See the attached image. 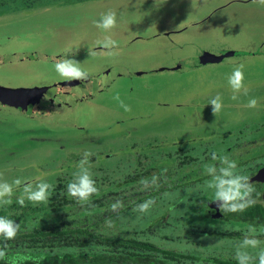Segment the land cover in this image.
Here are the masks:
<instances>
[{
  "label": "rangeland",
  "instance_id": "374dc122",
  "mask_svg": "<svg viewBox=\"0 0 264 264\" xmlns=\"http://www.w3.org/2000/svg\"><path fill=\"white\" fill-rule=\"evenodd\" d=\"M145 2L158 6L169 4L168 7L172 10L189 4L188 8L191 11L184 13L185 10L181 8L184 11L180 19L187 23L188 19L198 18V8L197 5L192 6L193 0H0V17L13 11L28 12L27 9H21L27 4L33 6L31 12L39 9L42 10L41 15L52 17H66L86 10L110 9L114 6L129 11L132 6H136L138 11L131 16L136 20L142 18L141 4ZM208 3H211L206 8L209 11V7H212L216 1L211 0ZM192 9L195 10L196 15ZM217 16L224 20V23L218 24L219 31L211 33L214 36L225 33L226 39L221 43L236 46L243 53L254 50L251 47L241 48L240 44L245 42L246 36H249L247 40H250V37L259 39L261 42L258 45L264 44V6L236 3L219 10L215 19ZM85 23L86 21L81 19L77 24L84 26ZM194 23L188 26L195 27L197 21ZM198 30L199 28L193 33L198 40L197 50H203L207 45L206 48L213 52L221 51V44L207 43ZM240 32L245 36L238 35ZM229 35L230 37H227ZM237 35L238 39L235 40L234 37ZM162 40L163 38L150 40V45H142L143 49L139 54H155L164 49L167 50L164 54L169 56L172 55L171 52H177L178 49H172L167 41L165 46L159 44ZM133 49L135 47L130 50ZM121 51L119 50V54ZM249 60V63L243 65L254 70L246 76L247 83L257 79L256 74L264 70V54ZM194 61L196 60L189 58L188 64ZM142 64V60L136 61L134 68ZM204 67L205 65L201 66ZM216 67L217 64H213L205 69L212 70ZM213 72L217 73L215 70ZM129 79L131 80H128V84L132 88L126 85L125 81L122 83L120 79H117L113 85V87L117 86L111 94H114V97L119 94L120 100L114 97L111 100L109 96H102V101L113 102L110 109L103 113L102 109L92 113L93 117L102 114V118H106L107 115L118 118L119 123H114L115 125L97 135L91 134L90 137L46 140L42 143L44 148L38 151V155L34 154L36 157L30 161V165L24 163L28 166L27 169L19 173H0V180L3 181L11 178L8 180L11 182L19 177L33 183L44 180L53 185L47 204L33 206L26 202V207H20L15 202L20 189L14 186L13 203L11 206L0 208V215L10 217L17 223L20 222V232L32 230L37 226L51 227L70 223L88 226L105 235L151 240L161 247L179 252L202 258L220 259H233L244 232L249 225H254L258 230L261 246L264 247V222L251 221L252 224L250 221H232L226 217H215L210 214L207 203L211 202L213 190L207 188L206 182L210 177L204 175L203 167L205 164L216 163L211 159L212 152L227 155L237 161V171L249 177L256 174L262 165L264 166V88L259 89L264 84L263 80L254 82L253 89L248 95L241 94L236 101L230 98L232 95L230 92L213 90L205 91L203 97L195 93L179 101L178 104L175 103L176 105L163 108L158 105L151 107L150 104L151 97L157 98L156 84L162 80V76L152 74L131 76ZM205 79L206 71H200L194 76L187 75L182 81L195 83L196 86H208L209 83L205 82ZM225 87L228 88L227 83ZM217 95L222 97L224 106L215 116L212 113V105L208 103ZM251 98L257 99L256 108L245 107ZM121 101L129 105L131 111H125L121 107ZM91 103L88 109L99 108L96 100ZM130 114H145L147 118L123 123ZM89 140L92 142L88 143ZM31 142L41 143L33 140L26 143V146ZM6 147L1 145L0 152L7 149ZM86 150L94 154L90 157L89 163L99 191L92 197L91 205L81 207L74 200L66 195L61 196L60 193L66 191L65 186L73 179V173L78 170L79 161ZM11 156L6 163H17L20 166L21 158L17 155ZM153 173L161 177L159 190L137 191L140 178L150 177ZM253 185L256 189L253 196L258 201L263 192L255 183ZM149 197L156 200L149 213L141 215L132 211L135 203ZM118 198L124 199L125 207L119 213H112L108 210L109 205ZM202 201L206 205L203 208L198 206ZM106 219H111L115 226L106 228ZM230 232H236L238 235L233 237L219 235L220 233L227 235ZM91 249L97 248L91 247ZM37 252L43 253L40 249H29L19 245L6 256L12 261L25 262L28 259L36 261L33 256ZM186 261L190 262L189 259ZM195 262L216 264L215 261L203 259H197Z\"/></svg>",
  "mask_w": 264,
  "mask_h": 264
},
{
  "label": "water",
  "instance_id": "95a60500",
  "mask_svg": "<svg viewBox=\"0 0 264 264\" xmlns=\"http://www.w3.org/2000/svg\"><path fill=\"white\" fill-rule=\"evenodd\" d=\"M210 1H196L198 18L194 19L197 21L196 26L201 32V37H205L209 42L213 39L207 35L219 31L218 24L224 23V20L219 16L215 19L219 10L236 3L254 4L252 0H224L221 3V0H214L216 3L212 4L213 6L209 7L208 11L206 8L211 5L208 3ZM168 5L158 6L142 3L140 14L143 16L136 20L131 17L138 11L136 6H132L129 11L120 6L100 10L95 8L66 17L43 16L41 15L42 10L39 9L30 13L13 12L2 15L0 17V148L1 145L7 146L5 150L10 151L0 152V173H19L27 169L28 166L24 163L30 165V161L36 157L34 154L38 155V151L44 148L42 143L46 140L51 141L65 137L75 139L83 136L88 137L95 133L97 135L104 129L119 123L118 118L109 117V115L102 118V114L99 117H93L92 113L99 109H102V113L110 109L113 102H104L101 97L109 96V99L113 100L114 94L111 93L117 86L113 87L114 83L119 78H130L129 74L138 77L152 74L162 76V80L156 84V92L160 107L163 108L168 105H176L175 103L178 104L179 101L195 93L202 97L205 91L213 90L232 94L229 85L228 88L225 87V84H228L227 77L229 75L218 76L215 81L216 88H213L212 85L196 87L188 84L176 87V84H180L179 81H176L177 78L219 63L225 57L234 55L236 52L241 54L240 48L221 43L226 39L225 33L224 36L213 35L215 37L213 45L221 44V51H227L214 53L210 49L204 48L202 51L206 54H199L200 65L198 64L197 67L196 64H188L183 54L169 56L168 54L155 53L142 54L137 58V61H143L142 65L146 68L151 66L152 73L145 74L144 70L130 73L128 70L118 69L124 65L119 63L121 60L131 61L136 58V54H119V48L122 45L145 43L156 36L162 38L159 33L161 31L159 29L160 21L172 12ZM188 5L185 4L181 7L187 10L184 13L191 11ZM109 10L117 13V27L110 33H104L95 27L94 20H98L101 13ZM192 12L195 13V10L192 9ZM81 19L86 21L84 26L77 24ZM190 25L192 24L190 23ZM193 28L187 25L184 29L180 23L171 27L170 31H167L171 35L168 37L172 39L170 41L167 38L170 47L177 48L180 43L184 48L190 43V39L198 43L197 38L193 36L194 32H192L196 29ZM187 31L192 33L189 34ZM106 35H110L118 41L119 47L114 50L118 52V55L115 57L90 56L88 49L92 48L99 52L100 46L97 47V41L104 39ZM238 35L245 36L243 32ZM238 35L234 37L235 40L238 39ZM248 37L246 36L245 42L240 44L241 48L251 47L256 54H264V44L258 45L261 42L259 39L250 37V40H247ZM244 45L246 47H243ZM183 48H177V52H181ZM247 52L244 54L250 53V51ZM65 58L79 62L81 68L90 73L89 78L84 81L79 79L70 82L61 81L54 71V64ZM204 65L205 67L201 68ZM213 71V69L208 70L206 75L211 77ZM251 72L252 70H249L246 74L244 73V77ZM261 77L260 75L257 79L248 82L249 86L252 88L254 82L259 81ZM220 81L225 83H219ZM244 83L246 85L247 82L244 81ZM153 86L155 87V85ZM93 100L98 102L99 108L88 109ZM146 118L145 114H130L123 123L145 120ZM33 140L41 143L31 142L29 146H26V143ZM2 152L4 153L1 154ZM11 155L21 158L20 166L17 163H6L8 158L12 157ZM251 180H264V167L259 169L251 177ZM208 206L214 207L217 211L214 214L215 217L221 215L214 201L209 202Z\"/></svg>",
  "mask_w": 264,
  "mask_h": 264
},
{
  "label": "clouds",
  "instance_id": "9594fccd",
  "mask_svg": "<svg viewBox=\"0 0 264 264\" xmlns=\"http://www.w3.org/2000/svg\"><path fill=\"white\" fill-rule=\"evenodd\" d=\"M254 4L264 6V0H252ZM196 0H193L192 6L195 7ZM94 25L104 33H110L117 27V13L109 10L101 13L98 20H94ZM100 51L89 48L90 56H107L115 57L118 52L114 51L119 47L117 40L110 35H106L104 39L97 41V47ZM54 71L61 81L70 82L73 80H87L90 73L79 65L74 59L65 58L60 59L54 64ZM245 77L243 72V64L235 67L232 73L227 77V82L232 92L231 99L236 101L240 95H248L249 89L244 83ZM120 100L119 94L114 97ZM121 107L125 111H131L129 105H125L123 101L120 102ZM212 105V113L217 116L223 108V100L220 95L215 96L209 100ZM258 101L256 98H251L247 101L245 107L256 108ZM94 155L90 151H84L82 158L78 164V170L73 173V179L65 186L66 191L61 192L60 195H66L68 198L74 200L81 207L92 204V197L98 193L99 189L96 180L93 178L91 172V165L89 163L90 157ZM211 159L216 163L205 164L204 175L210 177L206 182L207 188L213 190L211 200L214 201L219 210L224 214L243 213L248 208L255 206L256 199L253 193L256 189L251 182V178L237 171V161L230 159L227 155H218L216 152L211 153ZM166 177L164 178L166 182ZM14 186L20 189V194L16 196L15 202L20 207H26L28 203L33 206L47 204L50 197V190L53 185L47 181L39 180L36 183L22 180L17 177L11 182L0 180V208L11 206L13 203ZM161 187V177L153 173L150 177L143 176L138 181L137 191L150 192L159 190ZM156 200L149 197L142 202L135 203L132 211L141 215L149 213L155 205ZM125 207L124 199L118 198L109 205V211L112 213H119ZM114 222L111 219L105 220L106 228H113ZM21 231V223L16 220L0 215V240L3 245L0 246V259H4L7 255L6 249L8 247L7 241L15 240L18 233ZM237 264H264V247L261 246V240L258 238V230L254 225H249L243 234V239L238 243L234 255L232 257Z\"/></svg>",
  "mask_w": 264,
  "mask_h": 264
},
{
  "label": "trees",
  "instance_id": "16d2710c",
  "mask_svg": "<svg viewBox=\"0 0 264 264\" xmlns=\"http://www.w3.org/2000/svg\"><path fill=\"white\" fill-rule=\"evenodd\" d=\"M24 6L21 9H27L30 13L33 6L29 4ZM261 76V80L264 82V72ZM198 206L203 208L206 205L202 201L198 203ZM226 218L239 222H264V203L256 201L255 206L248 208L247 211L227 214ZM209 233L213 234L212 232ZM219 235L233 237L235 234L230 232L227 235L222 233ZM3 243L5 242L0 240V246ZM6 243L8 245L7 254L19 245L29 249H40L43 253L37 252L33 256L36 261L28 259L25 262L12 261L6 256L4 259H0V264H196L197 259L212 260L216 264H237L234 259L202 258L161 247L151 240L105 235L88 226L70 223H61L51 227L37 226L32 230L19 232L15 240ZM91 247L97 249L92 250ZM187 259L190 260L189 263H187Z\"/></svg>",
  "mask_w": 264,
  "mask_h": 264
},
{
  "label": "flooded vegetation",
  "instance_id": "af4514ba",
  "mask_svg": "<svg viewBox=\"0 0 264 264\" xmlns=\"http://www.w3.org/2000/svg\"><path fill=\"white\" fill-rule=\"evenodd\" d=\"M185 11H187V10H185ZM181 14H182V12H181V8L179 7V8H177V9H173L172 10V12H171V14H169V15H167V16H164L162 19H161V21H160V30L161 31H159V33L161 34L160 35V37H162L163 38V40L159 43V44H164V46H165V42L167 41L168 42V40H167V38H169V37H171V35L170 34H168V32L167 31H170V28L171 27H173V26H175V25H177V24H181V26L185 29V27L188 25V24H192V25H194L195 23H194V19H188V22L189 23H184L181 19H180V17H181ZM191 21H193V23L191 22ZM177 22H179V23H177ZM197 27L198 26H195L193 29H197ZM192 32H194V31H192ZM192 32H188L187 31V33H192ZM188 34V35H189ZM187 35V36H188ZM169 36V37H168ZM209 38H212L213 40L211 41L212 42V44H215V37L213 36V34L212 33H210L209 35H207ZM158 39V37L156 36V37H154V38H152V39H149L148 41H146L145 43H140V44H134V45H130L129 43H125L124 45H122L120 48H119V50H122L121 51V53L120 54H136L135 56H136V58L134 59V60H131V61H126V60H121L119 63H123L124 65H120L122 68H118V69H121L122 71L123 70H128L130 73H132V71H135L136 72V70H144V71H146L145 72V74L146 73H152L153 71H152V67L150 66V67H145V66H143V65H140L138 68H134V64H135V62L137 61V58H138V56L139 55H142V54H139V51L141 50V49H143V46H144V44L145 45H150V43H151V41H153V39ZM170 39V38H169ZM151 40V41H150ZM192 39H190V43L186 46V47H181V45H180V43H178V45H177V48H183V50L181 51V52H171L170 54H183L184 56H185V58H186V60L188 61L189 60V58H191V59H194V60H196V61H194L193 62V65L194 64H196V67H197V65L199 64L200 65V60H199V54H206V53H204L201 49H198L197 50V48H198V44H197V42H195V41H191ZM170 41H172V39H170ZM159 42V41H158ZM211 42H209V41H207V43H211ZM143 45V46H142ZM207 46V45H206ZM206 46H205V48H206ZM133 47H135V49H133V50H130L131 48H133ZM243 47H246V45H244ZM130 48V49H129ZM229 48H232V47H229ZM129 49V50H128ZM161 49H162V47H161ZM164 49V48H163ZM208 48H206V50H207ZM137 50V51H136ZM234 50V49H233ZM211 51V50H210ZM227 51V50H226ZM226 51H220L219 53H222V52H226ZM213 52V51H212ZM158 54H164V53H167V50H161V52H157ZM214 53H216V52H214ZM137 54H139V55H137ZM191 54H195L194 56H191ZM258 55V53L256 54L255 53V51H250V53L249 54H240V53H234V55H232L231 54V56H229V57H225V59H223L221 62H219V63H214L215 65L217 64V67L216 68H214L213 70H215V71H217V73L216 72H213V77H210V76H207L206 75V81L205 82H208L209 83V85H212L213 86V88H216V83H215V81H216V77H218V76H223V75H230L231 73H232V71H233V69L235 68V67H237V66H239V65H241V64H244V63H249V59L250 58H254V56H257ZM179 63H180V59H179V61H178ZM195 67V68H196ZM231 68H233L232 69V71H230V69ZM250 70V68H247V67H245L244 65H243V72L246 74V72H248V70ZM200 71H208V70H206V69H202V70H196L195 72H192V73H189V74H187V75H189V76H194L195 74H197V73H199ZM264 72V71H263ZM262 72V73H263ZM122 73H124V72H122ZM262 73L261 74H259V75H256V76H260V75H262ZM109 74H110V72H109ZM130 76H137V75H133V74H129ZM187 75H183V76H181V77H179V78H177L176 79V81L178 82H180V84L179 85H177L176 84V87H178V86H184V85H186V84H188V85H190V86H196V84L195 83H187V82H184V81H182V79H184ZM118 77H120L119 75H118ZM246 77V76H245ZM120 79V78H119ZM131 79H133V78H131ZM131 79H129V78H124V79H120V81L123 83L124 82V80H125V84L126 85H128L129 87H131L132 88V86H130L129 84H128V80H131ZM245 81V80H244ZM219 83H225L224 81H220ZM125 86V85H124ZM124 86H123V89H124ZM199 85H197L196 87H198ZM204 86H207V85H204ZM249 90H252L253 88H251V86H249V83H246V85H245ZM176 87H175V89H176ZM261 88H264V84L259 88V89H261ZM123 89H122V91H123ZM204 89H207V88H204ZM175 92H176V90H175ZM155 96L157 97V98H155V97H151L150 98V104H151V107H153L155 104H158L159 106L161 105L159 102H158V94H157V92L155 91ZM122 97H123V95H122ZM264 166L262 165V167L261 168H263ZM261 168H259V169H261ZM258 169V170H259ZM257 173V172H256ZM255 175V174H254ZM253 175V176H254ZM251 178V177H250ZM251 182L254 184H256V186H257V188H259L260 189V191L261 192H263V194L261 195V199L260 200H258V201H262L263 203H264V180H262V181H252L251 180ZM212 201V200H211ZM209 203V202H208ZM207 203V204H208ZM209 211H210V214L212 215V216H214V214H216V210H215V208L213 207V208H211V207H209ZM220 211V210H219ZM220 214L221 215H219V216H221V217H226L227 215H224L221 211H220ZM235 235H238V233H236V232H233Z\"/></svg>",
  "mask_w": 264,
  "mask_h": 264
}]
</instances>
